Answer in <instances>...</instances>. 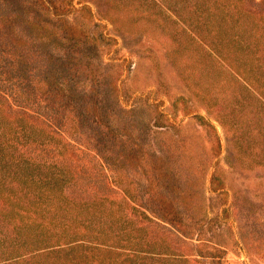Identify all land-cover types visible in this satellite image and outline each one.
Instances as JSON below:
<instances>
[{"label": "trees", "instance_id": "1", "mask_svg": "<svg viewBox=\"0 0 264 264\" xmlns=\"http://www.w3.org/2000/svg\"><path fill=\"white\" fill-rule=\"evenodd\" d=\"M88 2L125 41L167 38L165 56L191 58L183 78L206 104L229 90L217 120L225 128L242 112L246 147L255 137L264 165V0ZM83 8L0 0V264L201 262L167 237L201 238L206 218L184 188L208 157L192 159L189 142L171 131L179 122L161 119L159 108L143 118L126 106L121 62L93 53L117 38L68 16ZM122 10L129 27L118 24ZM226 161L234 165L230 154Z\"/></svg>", "mask_w": 264, "mask_h": 264}, {"label": "rangeland", "instance_id": "2", "mask_svg": "<svg viewBox=\"0 0 264 264\" xmlns=\"http://www.w3.org/2000/svg\"><path fill=\"white\" fill-rule=\"evenodd\" d=\"M80 1L72 0L75 6L84 8L72 10L68 16L83 18L90 31L117 38L116 43L100 40L93 53L94 58L121 62L118 71L122 74L118 84L122 92L126 91L123 99L126 106H138L139 116L143 118H150L153 109L159 108L163 112L161 119L179 122L171 131L179 141L189 142L194 154L192 159L200 155L208 157L209 166L198 165L194 170L197 183L184 188L195 192L199 212L206 218L198 235L201 238L195 239L193 230L187 233L192 238L186 237L183 243L178 244L175 243L177 239L170 240L165 234L170 245L179 246L178 251L189 258L196 256L202 259L189 264H264V227L260 222L264 220V165L257 163L261 152L252 141L255 137H251V144L246 147L243 135L246 122L238 119L242 112L235 110L234 118L229 121L231 125L226 124L225 128L217 120L220 114L215 106L224 103L222 101L229 90L213 92L218 103L213 106L206 104L190 91L183 78L190 71L184 67L191 58L165 56L167 38L156 41L143 36L140 41H125L115 25L99 18L98 10L89 0ZM120 12L122 16L118 24L129 27V10ZM168 29L164 28L160 36H166ZM178 32L181 33L180 29ZM113 70L115 75L117 69ZM185 109L204 115L216 131L186 114ZM185 150L187 152L188 149ZM227 154L232 158V167L227 164ZM233 199H236V206ZM201 254L210 256L205 258Z\"/></svg>", "mask_w": 264, "mask_h": 264}]
</instances>
